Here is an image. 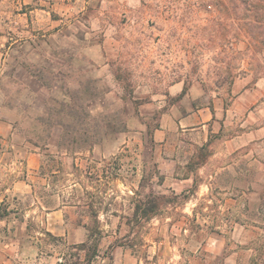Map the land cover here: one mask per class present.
<instances>
[{
	"label": "rangeland",
	"instance_id": "1",
	"mask_svg": "<svg viewBox=\"0 0 264 264\" xmlns=\"http://www.w3.org/2000/svg\"><path fill=\"white\" fill-rule=\"evenodd\" d=\"M260 3L0 0V264H153L159 240L203 257L212 233L227 236L237 264H264V174L246 194L240 178L203 194L183 179L211 140L236 134L240 114L230 130L223 112L211 121L219 131L205 147L204 128L180 123L249 91L247 115L264 126ZM168 157L180 161L174 174ZM54 207L66 235L49 230Z\"/></svg>",
	"mask_w": 264,
	"mask_h": 264
},
{
	"label": "crops",
	"instance_id": "2",
	"mask_svg": "<svg viewBox=\"0 0 264 264\" xmlns=\"http://www.w3.org/2000/svg\"><path fill=\"white\" fill-rule=\"evenodd\" d=\"M25 3L28 0H24ZM183 91L182 87L177 85L174 87V95H179ZM263 94V92H261ZM252 93L249 91H244L240 94V105H230L224 106L223 104L226 101L224 96H216L213 99V109L207 111L204 108L198 107L197 110L192 108L188 112L181 116L180 123L182 126H187L190 124V128L193 131L199 130L200 132L204 128L205 130V139L200 143V146L204 144H209L213 134L218 132L219 129H216L214 126L211 128L208 127L211 121H214L216 117L223 112V115L226 116V129L230 130L229 125H233L231 121V115L240 114V128H238L235 135H232L230 138L222 139L216 143L210 144V153L200 161L194 162L193 166L189 169V174L185 175L183 179L194 180L198 182L200 189L198 192L205 193L213 186V183L216 179H222L226 177L230 178H240V193L246 194L245 187L250 189L252 186V192H254L255 186L259 183L258 179L264 174V126L259 128H254L253 118L254 116L249 114L248 104H251ZM220 104V105H219ZM196 120V121H194ZM195 122L192 124V122ZM166 132L163 129H157L155 132V137L157 140H165ZM35 154L30 156V160L34 159ZM192 159V158H191ZM167 171L174 172L176 167L180 163L177 158H165ZM30 164V163H29ZM33 166L32 170H34ZM249 179L247 185H244V181ZM28 185V182L19 180L15 182L14 188L21 191V187ZM239 185V184H238ZM224 191H226L224 189ZM197 207L196 202H190L187 206H184L183 209H188L191 214ZM60 209L57 207L50 210L49 215V230L59 235H66L67 227L63 219L59 217ZM80 238L77 241L84 240V234L80 233ZM190 238V237H189ZM159 246L156 248L152 254V263L153 264H216L219 260L223 259L224 264H237L240 259V253L238 251H231L226 253V247L228 245L227 236L223 233H212L207 236L206 244L204 248V256H198L197 252L202 253L203 250L196 247L190 256L179 250L178 246H169L168 249H162V243L167 241L159 240ZM156 243V242H155ZM167 247V246H166ZM170 256H166V255ZM165 256V259L162 261V257ZM234 262V263H233Z\"/></svg>",
	"mask_w": 264,
	"mask_h": 264
},
{
	"label": "trees",
	"instance_id": "3",
	"mask_svg": "<svg viewBox=\"0 0 264 264\" xmlns=\"http://www.w3.org/2000/svg\"><path fill=\"white\" fill-rule=\"evenodd\" d=\"M255 7H262V8H264V5L260 3V4H256ZM181 94H184V90L182 91ZM108 121H109V120H108ZM109 124H110V121H109V123H108L107 126H110ZM203 147H205V144L203 145ZM203 147H202V148H203ZM149 206H150V205H149ZM151 210H153V208L150 207V211H151ZM91 211H92L93 213H94V212L96 213V211L93 210V209H91ZM95 213H94V214H95ZM147 218H150V216L147 215ZM47 234L51 235L50 232H48ZM82 244H85V243L83 242ZM83 246H85V245H83ZM92 252H93L92 255H94V256L97 255V254H96V249H95V248H93V251H92ZM94 256H93V257H94ZM90 257H91V256H89V259H90Z\"/></svg>",
	"mask_w": 264,
	"mask_h": 264
}]
</instances>
